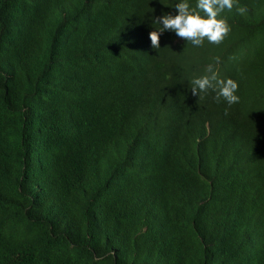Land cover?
Returning a JSON list of instances; mask_svg holds the SVG:
<instances>
[{
    "label": "trees",
    "instance_id": "obj_1",
    "mask_svg": "<svg viewBox=\"0 0 264 264\" xmlns=\"http://www.w3.org/2000/svg\"><path fill=\"white\" fill-rule=\"evenodd\" d=\"M162 10L0 0V264H264V0L153 49Z\"/></svg>",
    "mask_w": 264,
    "mask_h": 264
},
{
    "label": "clouds",
    "instance_id": "obj_2",
    "mask_svg": "<svg viewBox=\"0 0 264 264\" xmlns=\"http://www.w3.org/2000/svg\"><path fill=\"white\" fill-rule=\"evenodd\" d=\"M175 11L162 10L161 14L154 16L155 27H151L148 35L153 49L160 48L161 36L165 31L171 30L179 37L190 40L194 45H202L205 38L208 41L219 43L231 30L226 16L221 15L225 8L232 9L238 0H175L174 5L160 0ZM243 13L246 9H237ZM219 59V58H217ZM239 81L232 77H223L216 70L214 64L207 65V71L192 78V93L200 95L212 89L219 100L223 97L229 105L240 101L238 95Z\"/></svg>",
    "mask_w": 264,
    "mask_h": 264
}]
</instances>
